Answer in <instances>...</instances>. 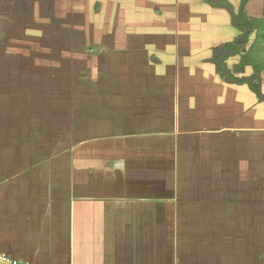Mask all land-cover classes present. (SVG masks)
<instances>
[{
	"label": "crops",
	"instance_id": "1",
	"mask_svg": "<svg viewBox=\"0 0 264 264\" xmlns=\"http://www.w3.org/2000/svg\"><path fill=\"white\" fill-rule=\"evenodd\" d=\"M9 1L0 53L35 48L17 64L34 81L77 84L61 93L65 118L43 127L49 151L21 139L22 119L6 125L19 134L0 141V252L28 264H264V29L244 19L251 0V32L225 63L260 81L240 83L219 59L246 27L216 5L238 15L242 0H61L76 9L59 10L57 32L45 23L54 7Z\"/></svg>",
	"mask_w": 264,
	"mask_h": 264
},
{
	"label": "rangeland",
	"instance_id": "2",
	"mask_svg": "<svg viewBox=\"0 0 264 264\" xmlns=\"http://www.w3.org/2000/svg\"><path fill=\"white\" fill-rule=\"evenodd\" d=\"M57 2L61 3V0H42L40 3L41 8L48 9L50 7H54L56 11V16H51L53 19H50V17H48V22H45L48 23L50 27H52V31L54 32H57L59 26H61L60 23H56L61 18L59 16V10H61L62 17H64L65 13H67L68 10L74 12V10L76 9L73 8V5L70 1L67 2L68 4L65 2L66 5L62 7L59 6ZM23 4L28 7L27 2H24ZM13 5H16V7H18V4L16 2H12L9 0L0 5V10H4L0 11V16H6V11H9V14H12V12L14 11L11 9ZM96 7L97 8L95 9V11L92 8L91 16H94L96 14L95 12L100 10L101 8V6L99 5H96ZM24 16H27V13H25ZM244 19H251L254 22L256 28L264 29V0H251V4ZM52 21H54V24ZM4 22L5 20L2 21V24ZM260 23H262V28L258 27ZM27 25H30L29 30L31 31L36 28L31 22H29V24ZM41 39H43L42 42H44L42 47H46L44 45L47 41H49L48 37L43 38L42 36ZM86 43L94 48L95 53L100 52L99 49L102 46L95 37L90 36L88 39L86 38ZM259 43H261L259 48L262 49V54L264 55V40H261V42ZM47 45H49L48 42ZM30 49L31 48L26 49L25 51H16L17 56L15 58H8L4 53H0V141L6 139L7 136L18 135L19 132L16 129H12L17 128L18 125L13 126L9 131L5 130V128L9 126V124L17 123L22 119V122L24 123L22 125L23 130H21L20 132L22 137L21 139L23 141H28L32 139L34 135H36V140H41L38 143V145L40 146V150L42 149L43 151H49V146H47L48 144L46 143V141H48L49 139L48 135L46 137L45 129H43V127H45L47 122L53 123L54 119L57 120L59 119V117L65 118V111L63 107L65 106V99L62 98L63 95H61V93L63 91L68 92L71 88L70 85H72L75 81L72 84L68 82L51 83L47 81H34L36 77L31 76L28 71V69L31 68L20 67L17 65L19 64L21 59L23 61H26L36 57L35 55L36 53H38V51L33 50L35 48H33L32 51ZM41 52L42 59L45 60H54V58L56 57L54 53L57 54L56 51L47 52L42 50ZM57 57L59 66L64 65L65 62H63V60L65 59V57L61 56V54H58ZM10 64H14V66L12 67ZM78 70L79 68L77 67L73 71L74 77L77 76V73L75 72ZM8 73H11V75L13 74L16 78L13 77V81L12 79H10V82H5L1 76ZM47 75L48 73L44 75V78H47ZM74 84L76 85L77 82H75ZM66 123L67 121L65 122V119H62L61 125H64ZM25 150L28 154L29 147L26 146Z\"/></svg>",
	"mask_w": 264,
	"mask_h": 264
},
{
	"label": "water",
	"instance_id": "3",
	"mask_svg": "<svg viewBox=\"0 0 264 264\" xmlns=\"http://www.w3.org/2000/svg\"><path fill=\"white\" fill-rule=\"evenodd\" d=\"M247 0H242V4H241V7H240V12L239 14H235L234 10H233V7L228 4V3H221V4H217L216 6L217 7H222V8H226L228 9V11L230 12V14L232 15L233 17V20H234V23L236 24V26H245V30L243 31V33L240 35V37L237 39V44H238V49L236 51H227V52H223L220 56V62L224 68V74L226 75V79L229 81V82H232V83H240V82H246V81H251V80H258L260 81V78L258 76H254V77H247V78H232L231 76V71L229 70L228 66L226 65L225 63V58L226 56L228 55H235L237 54L238 52L242 51L243 50V47H244V43L246 42V38L248 37V35L250 34L251 32V25L246 22V23H241V19L243 18V13H244V7H245V4H246ZM257 96L259 97L260 100H264V96L261 92V86L259 85L258 89H257Z\"/></svg>",
	"mask_w": 264,
	"mask_h": 264
},
{
	"label": "built area",
	"instance_id": "4",
	"mask_svg": "<svg viewBox=\"0 0 264 264\" xmlns=\"http://www.w3.org/2000/svg\"><path fill=\"white\" fill-rule=\"evenodd\" d=\"M0 264H28L22 260L13 258L9 254L0 252Z\"/></svg>",
	"mask_w": 264,
	"mask_h": 264
},
{
	"label": "flooded vegetation",
	"instance_id": "5",
	"mask_svg": "<svg viewBox=\"0 0 264 264\" xmlns=\"http://www.w3.org/2000/svg\"><path fill=\"white\" fill-rule=\"evenodd\" d=\"M241 22H244V20H241ZM241 28L243 29V28H244V26H241Z\"/></svg>",
	"mask_w": 264,
	"mask_h": 264
}]
</instances>
